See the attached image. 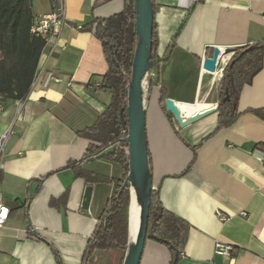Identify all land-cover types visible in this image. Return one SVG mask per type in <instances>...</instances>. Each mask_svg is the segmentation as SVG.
Wrapping results in <instances>:
<instances>
[{
	"label": "crops",
	"instance_id": "1",
	"mask_svg": "<svg viewBox=\"0 0 264 264\" xmlns=\"http://www.w3.org/2000/svg\"><path fill=\"white\" fill-rule=\"evenodd\" d=\"M153 1L159 64L145 102L149 158L162 206L189 226L177 264H264V65L242 89L238 118L228 127L218 128L217 109L181 128L165 102L160 104L163 91L165 100L190 113L219 108L223 70L245 47L264 42V0ZM65 5L59 46L42 56L27 100L22 106L0 100V137L8 134L0 196L10 209L0 230V264L125 259L122 252L103 250L87 257L99 218L124 180L122 166L100 157L84 161L85 172L111 181L100 185L65 169L83 160L92 142L79 133L111 102L110 92L101 88L109 70L101 42L81 28L121 13L125 0H65ZM32 7L35 19L53 10L50 0H32ZM217 47L229 52L217 74H210L202 63ZM89 186L94 189L85 210ZM139 214L134 200L132 235ZM218 243L233 248L230 258L216 255ZM172 261L165 246L147 240L141 264Z\"/></svg>",
	"mask_w": 264,
	"mask_h": 264
},
{
	"label": "trees",
	"instance_id": "2",
	"mask_svg": "<svg viewBox=\"0 0 264 264\" xmlns=\"http://www.w3.org/2000/svg\"><path fill=\"white\" fill-rule=\"evenodd\" d=\"M154 3V1H153ZM155 12V6H154ZM35 22L32 0H0V100L26 101L33 87L46 41L31 33ZM135 0H125L124 10L108 19L94 21L81 28L93 32L101 42L108 72L101 88L111 94L106 111L89 129L79 133L92 144L82 161L70 162L65 169H72L77 178L100 185L110 180L88 174L82 169L84 161L100 157L122 166L124 180L118 182L117 192L107 204L97 228L90 240L87 257L95 251H119L127 253L129 242L128 210L131 192L125 186L129 171L126 109L132 77V65L138 38L136 35ZM157 36L154 28L153 60L149 76V92L154 85L152 73L159 64L156 55ZM166 58L162 60L165 61ZM264 65V42L245 47L238 52L221 74V100L219 103V129L232 125L238 118V100L242 89L251 85ZM226 91L229 101H224ZM166 95L161 92L163 106ZM259 114V113H258ZM107 151V153H105ZM189 226L169 213L161 204L157 189L153 191L147 240L165 246L172 255L180 257ZM86 257V258H87ZM179 260V259H178ZM178 263V261H177ZM176 263V264H177Z\"/></svg>",
	"mask_w": 264,
	"mask_h": 264
},
{
	"label": "water",
	"instance_id": "3",
	"mask_svg": "<svg viewBox=\"0 0 264 264\" xmlns=\"http://www.w3.org/2000/svg\"><path fill=\"white\" fill-rule=\"evenodd\" d=\"M137 47L132 65V77L128 91V106L126 109L128 122V137L123 140L128 145L129 171L125 179V186L130 188L131 202L129 216V248L123 264H141L145 250L149 229L150 207L152 194L155 190L153 175L150 167L146 95L149 92V76L153 60V36L155 28V12L153 0H135ZM228 50L217 47L213 57L204 59L202 69L210 74H217L223 54ZM224 101H229L226 91ZM165 109L171 113L181 128L189 127L205 117L215 113L218 105L199 113H190L184 106L171 99L165 100ZM93 187L85 190L83 208L88 209L93 193ZM133 195L140 206L139 221L135 236L131 239L132 218L131 206ZM179 259L175 255L174 263Z\"/></svg>",
	"mask_w": 264,
	"mask_h": 264
},
{
	"label": "built area",
	"instance_id": "4",
	"mask_svg": "<svg viewBox=\"0 0 264 264\" xmlns=\"http://www.w3.org/2000/svg\"><path fill=\"white\" fill-rule=\"evenodd\" d=\"M50 1L52 3V8H53L52 12L38 19H35L34 25L31 30L32 34L46 41V45L43 49L42 56H48V57L51 56L54 50L56 49V47L59 46L61 32L64 26L67 24V19L65 14V8H66L65 0H50ZM38 76H39V66L35 74L33 86L36 83ZM24 102L25 101H18L17 104L19 106H22ZM7 137H8L7 133L0 137V174H1L2 164L5 159V141ZM127 152H128V148H127ZM219 216L223 220L226 219V216L224 215L219 214ZM9 219H10V209L4 204L3 199L0 196V230L6 225ZM232 250L233 248L229 245H224L220 243L216 245V255L230 258V253Z\"/></svg>",
	"mask_w": 264,
	"mask_h": 264
},
{
	"label": "bare ground",
	"instance_id": "5",
	"mask_svg": "<svg viewBox=\"0 0 264 264\" xmlns=\"http://www.w3.org/2000/svg\"><path fill=\"white\" fill-rule=\"evenodd\" d=\"M134 200H135V202H136L135 195H133V203H132L131 210H130V212H131V218H132V230H133L132 208H133ZM136 203H137V202H136ZM137 204H138V203H137ZM139 207H140V206H139ZM138 220H139V216L137 217V222H138ZM134 236H135V233L132 235V232H131V239H133Z\"/></svg>",
	"mask_w": 264,
	"mask_h": 264
},
{
	"label": "rangeland",
	"instance_id": "6",
	"mask_svg": "<svg viewBox=\"0 0 264 264\" xmlns=\"http://www.w3.org/2000/svg\"><path fill=\"white\" fill-rule=\"evenodd\" d=\"M122 254L125 256L126 254L122 252Z\"/></svg>",
	"mask_w": 264,
	"mask_h": 264
}]
</instances>
